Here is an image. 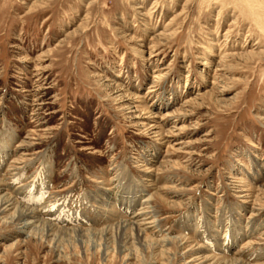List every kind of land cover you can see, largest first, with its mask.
<instances>
[{"label": "rangeland", "instance_id": "obj_1", "mask_svg": "<svg viewBox=\"0 0 264 264\" xmlns=\"http://www.w3.org/2000/svg\"><path fill=\"white\" fill-rule=\"evenodd\" d=\"M0 193V264H264V0H0Z\"/></svg>", "mask_w": 264, "mask_h": 264}, {"label": "bare ground", "instance_id": "obj_2", "mask_svg": "<svg viewBox=\"0 0 264 264\" xmlns=\"http://www.w3.org/2000/svg\"><path fill=\"white\" fill-rule=\"evenodd\" d=\"M121 98H123V96L121 95ZM127 101H132V98L130 99H128ZM136 101V100H135ZM128 105V104H127ZM129 106V105H128ZM127 108V107H126ZM129 108V107H128ZM139 111V110H138ZM136 113V112H135ZM135 119H138V116H136L135 117ZM159 126V125H158ZM1 188H3V187H1ZM1 194V193H0ZM8 195V194H7ZM8 198V197H7ZM4 199H6L5 197H4ZM11 199V198H10ZM3 200V199H2ZM7 200V199H6ZM146 201H148V200H146ZM16 202V201H15ZM9 203V202H8ZM7 203V204H8ZM13 203V202H12ZM2 204L4 205V203H3V201H2ZM10 204V203H9ZM16 204H17V202H16ZM12 205V204H11ZM16 207H18V206H16ZM11 208V207H10ZM22 208V207H21ZM13 209V208H12ZM27 209V208H26ZM26 209H24V210H21L20 209V211H17L16 212V215L14 216V218L16 217V218H22V219H25L27 222L26 223H24L23 222V224H24V228H25V230H28L29 229V225L30 224H32V227H33V229L32 230H28L27 231V234L28 233H30L31 235L34 233V235H42V234H44L45 236H50V235H52L51 234V232H52V230H51V227H49L48 226V228L46 227L47 225H45V224H42L41 225V228H44L43 230H40V229H38V226H39V222H38V220L37 221H34V222H28L29 220H31V218L33 219L34 217H33V214H31V212H30V210L28 211V210H26ZM32 210V209H31ZM5 211V210H4ZM2 215H4V213L2 214ZM12 216V215H11ZM12 218V217H11ZM36 219V218H35ZM39 219V218H38ZM41 220V219H40ZM9 221V220H8ZM32 221V220H31ZM54 230H55V228H53ZM130 229V228H129ZM138 229V228H137ZM55 232V231H54ZM122 232V231H121ZM133 232V231H132ZM137 232V231H136ZM77 233V232H76ZM142 233V232H141ZM134 234V233H133ZM128 235V234H127ZM140 235V234H139ZM138 236V235H137ZM77 238H79V239H83V237H80V235H77ZM110 238V237H109ZM140 238H141V236H140ZM106 240V239H105ZM122 240V239H121ZM140 241V240H139ZM95 243H97V242H95ZM96 245V244H95ZM98 246V245H97ZM99 247V246H98ZM163 247V246H162ZM150 248V247H149ZM135 252V251H134ZM212 260V259H211ZM229 264V263H228Z\"/></svg>", "mask_w": 264, "mask_h": 264}]
</instances>
